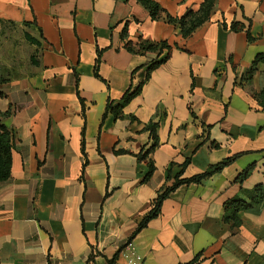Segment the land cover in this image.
I'll return each mask as SVG.
<instances>
[{
  "label": "crops",
  "instance_id": "obj_1",
  "mask_svg": "<svg viewBox=\"0 0 264 264\" xmlns=\"http://www.w3.org/2000/svg\"><path fill=\"white\" fill-rule=\"evenodd\" d=\"M153 1L172 18L204 2ZM125 28L129 42L174 47L148 79L166 52L130 54ZM258 56L264 0H215L210 22L187 39L137 0H0V75L10 79L0 84V113L12 112L2 123L16 140L11 179L0 184V264H264V197L239 213V227L222 223L227 201L250 202L259 185L264 195V110L240 86ZM140 86L120 118L107 113ZM251 87L263 90L264 64ZM155 116L158 146L147 160L155 170L145 181L148 162L138 156L153 146ZM237 155L171 193L130 241L178 176Z\"/></svg>",
  "mask_w": 264,
  "mask_h": 264
},
{
  "label": "trees",
  "instance_id": "obj_2",
  "mask_svg": "<svg viewBox=\"0 0 264 264\" xmlns=\"http://www.w3.org/2000/svg\"><path fill=\"white\" fill-rule=\"evenodd\" d=\"M137 2L144 7L150 14L152 21H163L167 24L173 25L178 31L179 34L183 37V39H187L193 35V33L199 28L203 27L205 24L210 22L211 16L215 6V0H204L201 8L197 12L189 11L181 18H172L162 7L153 0H137ZM230 30L232 32H242L245 30L244 25H240L237 23H232L230 26ZM247 38L250 43L254 41L249 33H247ZM26 39L31 44H37L32 38L26 36ZM121 40L123 41L124 49L132 55L144 56L147 54H156L157 58L161 57L164 52H166L165 58L162 61H158V59L150 66L148 70L147 79L150 76V73L159 67L162 63H164L172 54L174 47L170 46L168 42L155 43L143 38H139V40L134 42L128 41L127 30L122 33ZM100 55L101 52L98 53V59L95 65V76L98 78V67L100 64ZM260 64H264V56H258L253 62L252 66L248 69V71L243 75L240 80V86L243 90H245L251 98H253L258 105L264 110V88L261 92H255L251 85L253 81V77L257 72V68ZM9 77H5L0 75V84L9 82ZM142 86H140L135 92L129 93L127 92L123 98L121 99L120 104L116 108H112V105L107 106V113L111 112L115 119L121 117L123 108L141 92ZM12 114L11 111L6 113H0V184L5 183L11 179V166H12V155L13 150L15 148V135L12 131L8 130L3 125V120L9 117ZM157 116L153 118L150 124L147 126V130L150 132L151 140L153 142V146L148 149L145 153L140 154L138 156L139 161H147L149 155L152 151L158 146V138L156 131L159 127V122L156 121ZM240 157V155L233 156L223 160L222 162L210 167L205 173L195 176L190 179L180 180L179 176L176 178L173 186L164 188L161 190L157 197L152 201L150 206V211L148 215L142 220L139 224L136 231L130 237V241L143 229L147 226V224L159 217L161 214V208L163 202L181 186L191 185V184H201L204 180L212 177L215 174L222 172L226 167L230 166ZM149 166V172L145 178V181H148L152 174L154 173V165L151 161H147ZM189 161L185 162L182 166V169H185L188 165ZM254 170V166L249 167L243 173H241L236 182L242 184L249 176L252 174ZM254 196L250 202H245L240 199H232L227 201L224 204V214L222 218V223L225 225H231L233 228H237L240 225L239 213L248 211L258 207L263 201V185H259L254 188ZM201 255H198L193 263L198 262ZM110 264H113L111 262Z\"/></svg>",
  "mask_w": 264,
  "mask_h": 264
},
{
  "label": "built area",
  "instance_id": "obj_3",
  "mask_svg": "<svg viewBox=\"0 0 264 264\" xmlns=\"http://www.w3.org/2000/svg\"><path fill=\"white\" fill-rule=\"evenodd\" d=\"M141 259L138 258V261H140Z\"/></svg>",
  "mask_w": 264,
  "mask_h": 264
},
{
  "label": "rangeland",
  "instance_id": "obj_4",
  "mask_svg": "<svg viewBox=\"0 0 264 264\" xmlns=\"http://www.w3.org/2000/svg\"><path fill=\"white\" fill-rule=\"evenodd\" d=\"M25 61V60H24ZM5 77H8V75L7 76H5Z\"/></svg>",
  "mask_w": 264,
  "mask_h": 264
}]
</instances>
